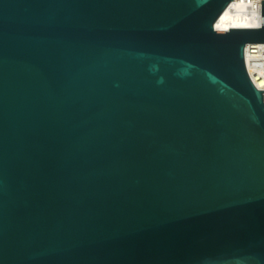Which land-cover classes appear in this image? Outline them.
I'll return each instance as SVG.
<instances>
[{
    "label": "water",
    "instance_id": "obj_1",
    "mask_svg": "<svg viewBox=\"0 0 264 264\" xmlns=\"http://www.w3.org/2000/svg\"><path fill=\"white\" fill-rule=\"evenodd\" d=\"M231 1L0 0V264H264Z\"/></svg>",
    "mask_w": 264,
    "mask_h": 264
},
{
    "label": "bare ground",
    "instance_id": "obj_2",
    "mask_svg": "<svg viewBox=\"0 0 264 264\" xmlns=\"http://www.w3.org/2000/svg\"><path fill=\"white\" fill-rule=\"evenodd\" d=\"M264 0H232L214 24L216 31H228V27L255 28L260 26V14ZM262 89V84L256 82Z\"/></svg>",
    "mask_w": 264,
    "mask_h": 264
},
{
    "label": "built area",
    "instance_id": "obj_3",
    "mask_svg": "<svg viewBox=\"0 0 264 264\" xmlns=\"http://www.w3.org/2000/svg\"><path fill=\"white\" fill-rule=\"evenodd\" d=\"M262 12L260 14V23ZM244 63L250 81L256 87V82L262 84L264 93V43L248 44L244 48Z\"/></svg>",
    "mask_w": 264,
    "mask_h": 264
}]
</instances>
